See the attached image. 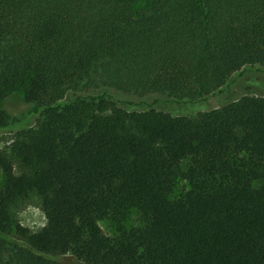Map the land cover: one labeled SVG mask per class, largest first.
I'll return each mask as SVG.
<instances>
[{"label":"trees","instance_id":"1","mask_svg":"<svg viewBox=\"0 0 264 264\" xmlns=\"http://www.w3.org/2000/svg\"><path fill=\"white\" fill-rule=\"evenodd\" d=\"M140 1L0 0V103L33 107L22 125L0 108V133L17 131L0 264H264V97L216 101L235 76L264 90V0ZM161 96L169 111L143 101ZM32 194L36 233L15 215Z\"/></svg>","mask_w":264,"mask_h":264},{"label":"rangeland","instance_id":"2","mask_svg":"<svg viewBox=\"0 0 264 264\" xmlns=\"http://www.w3.org/2000/svg\"><path fill=\"white\" fill-rule=\"evenodd\" d=\"M142 2L138 0V6ZM235 77H231L229 85L220 96L216 97L217 103L234 101L243 96H257L264 97V90L260 87H256L249 83V76H242L234 80ZM233 81V82H232ZM92 94V93H91ZM93 96L95 95L92 94ZM71 95H69L70 97ZM146 105L152 108H157L163 111H169L170 104L165 97H150L145 98ZM136 102H140L137 100ZM213 103L205 101L196 105L183 106L182 113L185 112V117H194L199 112L209 111L212 109ZM0 108L4 111L14 122L13 124L22 125L28 123L29 112L33 109L31 105L24 101L23 95L20 92L11 93L6 96L0 103ZM144 109V106L140 107ZM36 122L34 123V125ZM36 126V125H35ZM17 131L13 132H1L0 133V150L10 152L12 142L16 139ZM187 161L183 162L182 167L185 169ZM14 174L20 175L24 170L22 169L19 160H13ZM188 184L183 180H178L174 186L171 200H176L188 191ZM15 215L20 225L28 228L31 232H39L46 224L44 214L41 209V201L39 197L31 195L30 199L25 202H20L16 206ZM142 223L140 216L136 210H131L127 214L124 227L126 230L141 227ZM99 227L102 232L108 237H116L117 232L115 227L108 221L99 222ZM52 260L57 262H63L65 264H84L82 261L77 260L70 253L64 256L54 257Z\"/></svg>","mask_w":264,"mask_h":264}]
</instances>
